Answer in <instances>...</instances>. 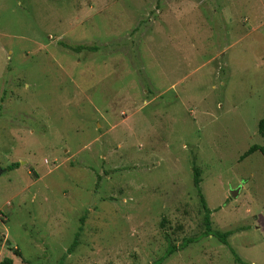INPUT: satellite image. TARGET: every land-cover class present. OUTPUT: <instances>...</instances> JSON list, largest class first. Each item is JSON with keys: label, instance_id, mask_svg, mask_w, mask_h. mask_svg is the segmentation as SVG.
<instances>
[{"label": "rangeland", "instance_id": "1", "mask_svg": "<svg viewBox=\"0 0 264 264\" xmlns=\"http://www.w3.org/2000/svg\"><path fill=\"white\" fill-rule=\"evenodd\" d=\"M262 118L264 0H0V261L264 264Z\"/></svg>", "mask_w": 264, "mask_h": 264}, {"label": "trees", "instance_id": "2", "mask_svg": "<svg viewBox=\"0 0 264 264\" xmlns=\"http://www.w3.org/2000/svg\"><path fill=\"white\" fill-rule=\"evenodd\" d=\"M70 48L79 51L81 49H88L90 46L89 45H85V44H81V45H76V46H69ZM258 127H259V132L264 136V118L259 120L258 123ZM256 151H260L261 154L264 156V144H253L250 146V148L242 155L243 157L249 156L250 154L256 152ZM18 163H14L12 164L9 168L11 169L12 167H16L18 166ZM201 179H200V170L198 166H194V183L195 186L198 190V192L201 194V200H202V204L203 207L205 209V225H206V234H212L214 236H216L217 238H219L223 243L228 244V236L231 234V231H217L214 230L212 227V221H211V210L207 205L206 199L204 198V196L202 195V190H201V185H200ZM176 250V247L173 245L171 246V248L168 251V254H172L174 251ZM234 254L236 255V259L241 262L244 263V261L237 255V253L233 250ZM0 264H13V259L11 257H6L3 260L0 261Z\"/></svg>", "mask_w": 264, "mask_h": 264}, {"label": "water", "instance_id": "3", "mask_svg": "<svg viewBox=\"0 0 264 264\" xmlns=\"http://www.w3.org/2000/svg\"><path fill=\"white\" fill-rule=\"evenodd\" d=\"M1 172H2V170H0V173H1ZM238 192H239V189L233 190V191H232V195H233V196H236Z\"/></svg>", "mask_w": 264, "mask_h": 264}]
</instances>
